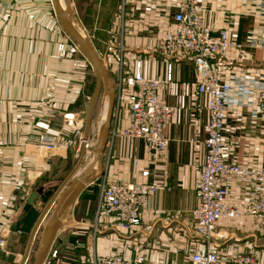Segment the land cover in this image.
Wrapping results in <instances>:
<instances>
[{"label":"crops","instance_id":"1","mask_svg":"<svg viewBox=\"0 0 264 264\" xmlns=\"http://www.w3.org/2000/svg\"><path fill=\"white\" fill-rule=\"evenodd\" d=\"M71 1L82 34L98 53L115 89L119 77L131 74L137 61L143 76L153 79H164L172 65V81L159 95L176 114L165 131L167 147L154 156L142 140L123 137L130 125L124 92L101 163L94 168L96 178L62 219L51 264H83L90 257L112 254L126 260L143 258V264H189L195 247L191 212L197 206L195 188L205 156L208 116L206 98L196 91L191 55L169 54L163 43L179 0ZM201 4L209 10L205 22L226 30L237 45L260 34L262 23L254 18L249 0H201ZM217 64L224 75L264 74L262 52L246 47ZM94 83L90 63L59 26L50 0H0V264H18L26 245L27 235L9 231L19 193L58 185L74 166L79 148L75 131H82ZM106 100L105 95L100 97L101 106ZM250 110L239 107L228 112L224 140L240 139L232 161L264 169V122L249 119ZM97 132L92 124L90 145ZM40 136L53 142L51 153L37 148ZM91 159L87 153L78 174ZM142 172H147L145 178ZM106 180L157 183L169 190L152 200L157 213L142 214L139 226L127 231L113 216L96 214L98 196L88 188ZM227 189L229 205L248 207V196L235 180ZM220 234L226 238L218 246L221 259L237 252L264 259V235L251 218L218 222L215 235Z\"/></svg>","mask_w":264,"mask_h":264},{"label":"built area","instance_id":"2","mask_svg":"<svg viewBox=\"0 0 264 264\" xmlns=\"http://www.w3.org/2000/svg\"><path fill=\"white\" fill-rule=\"evenodd\" d=\"M254 18L261 21L260 34H251L247 42L237 45L224 29L217 30L206 23L204 14L209 12L201 0H179L171 15L172 26L163 38L169 54L191 55L197 75L195 84L198 94L205 96L204 110L207 113V138L204 142L205 156L195 188L197 206L191 212L194 220L193 240L195 247L189 255V264H264L255 253L237 252L221 259L219 244L226 238L215 235L220 221L249 217L256 231L264 235V169L232 161L239 150V138L224 140V121L229 111L250 107L248 118L264 122V74L251 76L245 71L219 72L217 64L241 47L262 52L264 62V0H249ZM172 65L167 66L164 79L146 78L141 72V63L135 62L134 70L117 82L116 109L127 94L129 127L123 137L142 140L147 149L157 156L165 150L168 140L165 131L176 114L174 107L161 101L159 90L172 81ZM115 109V110H116ZM80 140L81 130L75 131ZM37 148L51 153L53 142L44 136L36 140ZM147 172H142L145 178ZM235 180L248 196V207L236 209L227 201V184ZM96 214L105 213L115 218L117 226L131 230L140 224L144 213H157L151 208L152 200L169 188L157 183L104 181L99 186ZM2 238H0V243ZM57 256L50 249L44 264H51ZM143 258L126 260L121 255L90 257L83 264H143Z\"/></svg>","mask_w":264,"mask_h":264},{"label":"water","instance_id":"3","mask_svg":"<svg viewBox=\"0 0 264 264\" xmlns=\"http://www.w3.org/2000/svg\"><path fill=\"white\" fill-rule=\"evenodd\" d=\"M50 3L59 26L90 63L95 83L85 112L77 160L74 166L64 178L59 180L58 185L49 186L44 190L38 188L30 192L23 189L19 193L17 200L19 208L12 216L9 226L10 232L27 235L26 245L18 264L29 263L32 247L39 233H41L40 244L32 256L31 264H44L53 243L56 241L62 219L66 216L69 207L76 202L80 194L96 178L94 168L101 163L110 124L117 105V90L111 83L108 70L103 65L91 42L80 33V29L75 25L72 1L50 0ZM102 95L107 97L106 121L97 132L96 140L91 146L88 139L92 129L94 113ZM87 153L92 154V159L85 171L78 174ZM99 176H102V173ZM44 218H46V221L43 228H41Z\"/></svg>","mask_w":264,"mask_h":264},{"label":"rangeland","instance_id":"4","mask_svg":"<svg viewBox=\"0 0 264 264\" xmlns=\"http://www.w3.org/2000/svg\"><path fill=\"white\" fill-rule=\"evenodd\" d=\"M107 5H108V1H107ZM108 6H107V10H108ZM74 22H75V25L80 29V23H78V20L76 19V17H75V14H74ZM83 33V32H82ZM84 34V33H83ZM86 37V36H85ZM87 39V38H86ZM92 92V91H91ZM104 103H105V101H103V105H104ZM103 105L101 106V104H100V101L98 102V104H97V107H96V110H95V112H96V114L94 113V118H93V120H94V123H93V125H94V129H96V131L98 130V127H99V121L101 120L100 118H101V115H102V108H103ZM82 132V131H81ZM91 136V135H90ZM89 136V142H91L90 141V139H91V137ZM96 139V138H95ZM40 236V235H39ZM39 239H40V237H38V239H36V241H35V243H34V245H33V250H32V252L34 253V251L37 249V247H38V244H39ZM53 247V246H52ZM33 253H32V255H31V260H32V256H33ZM31 260L29 261V263L28 264H31Z\"/></svg>","mask_w":264,"mask_h":264},{"label":"bare ground","instance_id":"5","mask_svg":"<svg viewBox=\"0 0 264 264\" xmlns=\"http://www.w3.org/2000/svg\"><path fill=\"white\" fill-rule=\"evenodd\" d=\"M62 6V4H61ZM80 33L82 34L81 30H80ZM74 44V43H73ZM75 46V45H74ZM76 47V46H75ZM77 48V47H76ZM106 106H107V100L105 101L104 105H103V108H102V115H101V120L99 121V127H98V131L100 130L101 126L103 125V123L106 121ZM82 134V132H81ZM90 135H91V132H90ZM89 135V136H90ZM80 141V140H79ZM88 143H89V139H88ZM90 144V143H89ZM92 146V145H91ZM44 226V223L42 224V227L43 228ZM53 247H51L52 249Z\"/></svg>","mask_w":264,"mask_h":264},{"label":"trees","instance_id":"6","mask_svg":"<svg viewBox=\"0 0 264 264\" xmlns=\"http://www.w3.org/2000/svg\"><path fill=\"white\" fill-rule=\"evenodd\" d=\"M89 191H92V193L94 194V196H98V192H99V187L98 184H94L93 186H91L90 188H88Z\"/></svg>","mask_w":264,"mask_h":264}]
</instances>
